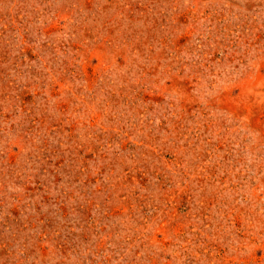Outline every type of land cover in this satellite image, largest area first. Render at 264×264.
Instances as JSON below:
<instances>
[{
    "label": "rangeland",
    "instance_id": "374dc122",
    "mask_svg": "<svg viewBox=\"0 0 264 264\" xmlns=\"http://www.w3.org/2000/svg\"><path fill=\"white\" fill-rule=\"evenodd\" d=\"M0 264H264V0H0Z\"/></svg>",
    "mask_w": 264,
    "mask_h": 264
}]
</instances>
